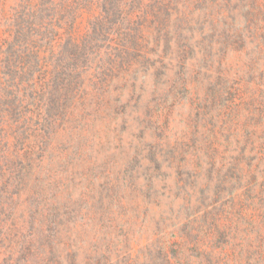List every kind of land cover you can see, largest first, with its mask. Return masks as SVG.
<instances>
[{"label":"rangeland","instance_id":"374dc122","mask_svg":"<svg viewBox=\"0 0 264 264\" xmlns=\"http://www.w3.org/2000/svg\"><path fill=\"white\" fill-rule=\"evenodd\" d=\"M52 51L3 78L0 264H264V0H104Z\"/></svg>","mask_w":264,"mask_h":264},{"label":"trees","instance_id":"16d2710c","mask_svg":"<svg viewBox=\"0 0 264 264\" xmlns=\"http://www.w3.org/2000/svg\"><path fill=\"white\" fill-rule=\"evenodd\" d=\"M103 3L104 0H19L6 8L0 1V67H8L7 73H0V108L4 100L14 99L15 103L18 97L15 91L7 93L3 78L18 85L32 67H41L48 49L59 47L64 38L75 39L84 12ZM56 64L58 67L63 62L60 59Z\"/></svg>","mask_w":264,"mask_h":264}]
</instances>
